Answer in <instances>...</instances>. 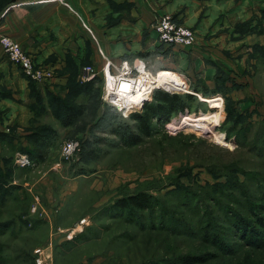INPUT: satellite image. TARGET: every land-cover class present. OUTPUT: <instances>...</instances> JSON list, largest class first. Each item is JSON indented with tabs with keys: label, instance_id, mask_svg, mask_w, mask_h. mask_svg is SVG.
<instances>
[{
	"label": "rangeland",
	"instance_id": "rangeland-1",
	"mask_svg": "<svg viewBox=\"0 0 264 264\" xmlns=\"http://www.w3.org/2000/svg\"><path fill=\"white\" fill-rule=\"evenodd\" d=\"M158 43L131 63L185 91L157 89L180 95L175 113L151 120L132 144L118 134L127 116L101 100L102 72L86 83L79 70L83 90L74 66L53 89L23 73L34 81L37 140L19 152L3 141L0 264H35L39 246L53 264H264V43ZM52 98L79 113L63 124ZM75 138L79 150L62 157ZM22 155L29 164L17 163ZM138 192L149 195L146 207L113 205Z\"/></svg>",
	"mask_w": 264,
	"mask_h": 264
},
{
	"label": "crops",
	"instance_id": "crops-1",
	"mask_svg": "<svg viewBox=\"0 0 264 264\" xmlns=\"http://www.w3.org/2000/svg\"><path fill=\"white\" fill-rule=\"evenodd\" d=\"M164 13L193 29L195 49L200 44L204 49L229 50L264 43L259 32L264 27V0H0V33L46 68L43 85L53 89L70 81L73 66L77 82L85 65L100 74L104 58L99 49L115 64L131 63L138 53L155 50L159 43L151 24ZM246 22L253 30L245 34ZM32 82L0 46V152L6 137L19 144L17 152L35 144Z\"/></svg>",
	"mask_w": 264,
	"mask_h": 264
},
{
	"label": "built area",
	"instance_id": "built-area-1",
	"mask_svg": "<svg viewBox=\"0 0 264 264\" xmlns=\"http://www.w3.org/2000/svg\"><path fill=\"white\" fill-rule=\"evenodd\" d=\"M153 30L157 34V39L161 43L181 46H191L195 42V33L193 29L175 21L172 15L164 13L154 17L152 24ZM0 46L6 58L19 66L23 73L30 79L40 81L46 77V73L35 65L30 54L25 52L20 44L9 37L0 33ZM104 62L102 65V89L101 100L107 106L114 108L123 116L140 111L144 103L151 100L153 92L156 89L174 93L185 91L181 86L179 88H169L167 81L161 79L169 78L168 75H155L144 63H130L122 60L119 64L113 63L104 57L99 49ZM97 73L92 65H85L81 70V80L90 81L96 77ZM173 78V77H172ZM80 148V140L70 139L64 141L60 146L62 157L68 158ZM20 165L29 164L28 158L24 155L17 158ZM85 219L79 220L83 224ZM47 248L43 246L36 247L33 250L35 264H53L48 259Z\"/></svg>",
	"mask_w": 264,
	"mask_h": 264
},
{
	"label": "trees",
	"instance_id": "trees-1",
	"mask_svg": "<svg viewBox=\"0 0 264 264\" xmlns=\"http://www.w3.org/2000/svg\"><path fill=\"white\" fill-rule=\"evenodd\" d=\"M167 73H169L172 76L171 71H168ZM96 77H94L92 80L90 81H86V83H95ZM32 82V80H31ZM34 82V81H33ZM76 82V87L80 88L81 90L84 89V85L83 83ZM32 86V85H31ZM79 89L77 90V94L79 93ZM188 96V95H186ZM35 99H37L36 94L34 95ZM190 97V95H189ZM180 100V95L178 94H170L161 90H155L153 92L152 98L150 101L144 103L142 109L140 111H135L130 113L127 118L129 119V121L131 122H127L126 124H124L123 126H121V130L115 131L116 133H118L120 135V137L123 135L125 137H127V134L131 135L128 138H130L129 142L130 144H132L134 142V138H136V135H140L141 133L147 134L149 132L150 129V122L151 120L154 119H158V118H164L169 114H164L166 113V111H170L171 114L175 113V107L177 106L176 104H178L177 102ZM54 100L53 98L51 99V103L53 104ZM59 103L58 106L60 107V109L56 108V115L57 113L59 114L58 118H60L61 122L63 124H68L69 121H71L72 119H74L77 114L79 113V111L77 110L78 107L74 106L71 103H66L63 100H57L56 103ZM36 106V105H35ZM110 107V106H109ZM112 108V107H111ZM115 112H117L114 108H112ZM53 112V111H52ZM118 113V112H117ZM120 114V113H118ZM187 115V114H186ZM168 117V116H167ZM135 132V134H134ZM36 132L34 133V138H32V140H37L36 137ZM133 135V137H132ZM135 135V136H134ZM122 136V137H123ZM82 146V144H81ZM148 198L149 195H147L144 192H138V193H134L131 194L127 197H121L119 199H116V201L113 203L114 206H119V208H127L129 206L132 207H136V208H144L148 205ZM116 206V207H117Z\"/></svg>",
	"mask_w": 264,
	"mask_h": 264
}]
</instances>
